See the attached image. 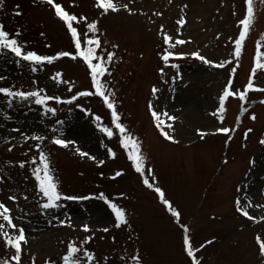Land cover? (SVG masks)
<instances>
[{"label": "rangeland", "instance_id": "374dc122", "mask_svg": "<svg viewBox=\"0 0 264 264\" xmlns=\"http://www.w3.org/2000/svg\"><path fill=\"white\" fill-rule=\"evenodd\" d=\"M55 2L70 14L95 21V36L100 41L97 53L105 59L114 53L108 65L111 75L105 74L102 80L113 94L120 123L139 144L145 173L135 171L128 150L120 143V133L112 126L111 110L100 97H78L71 104L49 100L46 107L54 108L53 114L32 98L25 101L0 94V203L11 210L13 222L24 230L27 243L22 244L21 264H62L71 242L81 248L82 264H88L84 250L94 254L92 264H136L134 257L140 264H190L185 236L198 264H264L256 241L258 236L264 240V207L257 206L264 205V145L259 143L264 139V104L260 103L264 91H249L243 107L238 95L229 97L226 111L218 112V97L229 80L237 94L250 77L254 88L264 89V67L256 66L257 49L264 62V0H252L254 22L239 58L234 47L242 28L240 20L247 14L246 0H115L121 10L107 14L95 7V0ZM125 4L131 14L124 10ZM17 10L22 15L16 16ZM180 17L186 19L183 27L177 23ZM0 24L25 51L42 56L64 51L75 55L66 26L50 6L37 0H3ZM73 26L82 40L92 35L83 21ZM164 35L173 38L172 44L177 39L190 42L169 47ZM165 52L174 54L168 66L161 59ZM195 52L225 66L205 64L192 55ZM181 54L183 58H177ZM32 67L3 51L0 87L40 91L41 96L60 100H69L80 91H94L87 66L79 57L35 65V72ZM57 73L62 78L53 80ZM154 87L159 89L155 95ZM150 104L157 112L176 117L171 121L162 116L161 120L172 125L165 131L177 143L164 139ZM253 115L255 120L250 118ZM95 117L113 130L112 138L99 130ZM221 127L232 131L213 134ZM248 129L252 131L245 139ZM198 130L208 135L201 139ZM34 135L44 139H29ZM57 138L73 143L67 148L51 143ZM36 145L47 155L61 195L92 198L61 200L59 208L42 209L45 198L33 175L39 166ZM77 148L95 159L79 156ZM109 149L114 157L109 156ZM251 160H255L254 166H250ZM21 162L25 167H19ZM117 172L122 175L116 176ZM145 179L163 191L179 218L145 186ZM101 194L125 212L126 224L115 227L112 210L98 199ZM237 199L242 207L252 202L246 210L254 220L236 211ZM84 225L89 232L82 230ZM104 228L108 231H102ZM88 237L91 239L85 244ZM13 254L0 238V264H14Z\"/></svg>", "mask_w": 264, "mask_h": 264}, {"label": "snow or ice", "instance_id": "6c2138e0", "mask_svg": "<svg viewBox=\"0 0 264 264\" xmlns=\"http://www.w3.org/2000/svg\"><path fill=\"white\" fill-rule=\"evenodd\" d=\"M39 2L46 4L50 6L52 10H54V15L56 18H58L63 24L66 26L68 33L71 36L72 43L75 47V55H73L70 52H59L56 55L53 56H42L38 55L34 51H25L24 47L20 44L19 40L17 38H13V36L8 33L2 24H0V54H3V51H7L11 54H13L16 58H18L20 61L27 62L28 64L32 65V71L35 72L36 68L35 65H42V64H51L55 60L61 58V57H70L73 60H76L77 57H79L87 66V69L89 71L90 79H91V88L94 89V91H80L77 95H74L69 100H60L58 97H51V96H41L40 91H15L9 88L0 87V94L4 95L5 97L10 98H20L21 100H29L30 98L34 99L35 104L45 106V111L55 114V109L46 107L47 102L49 100H55L57 103H68L71 104L74 100H76L78 97H88V96H98L102 99L104 105L111 110V122L112 126L115 130H118L120 133V143L122 147H124L126 150H128V158L131 160L132 165L135 169V171L142 176L145 173V166H144V159L142 155L139 152V144L137 141H135L128 133L126 128L120 123V116L117 113L115 109L114 101L111 99V96L113 95L108 91V88L106 84L103 82L102 78L105 76V74L111 75L108 65L112 62L114 53H108L107 58L100 56L97 53V48L100 46L99 39L96 38L95 33L98 31L97 23L95 21L88 22L86 17H77L76 15L70 14L67 12L64 7L56 3L55 0H39ZM247 3V14L240 20V25L242 26L241 30L239 31L238 38L235 39V47H234V55L235 57L239 58L241 54V50L243 47V42L246 40L248 32L254 22V10H253V4L252 0H246ZM3 0H0V6H2ZM95 7L102 10V14H107L109 12H119L121 9L115 2V0H95ZM187 7V5H185ZM123 8L125 11H129V14H131V11L128 7V5H123ZM17 9H19V5H17ZM16 16L22 15V12L17 10L14 13ZM153 15H157V13H154ZM83 21L87 24L88 33H91V36H85V38L82 40L80 37V34L78 33L77 29L73 26L75 23H80ZM178 25L180 27H183L186 24V19L184 17H180L177 20ZM162 31V29H161ZM20 33L16 32L15 37H19ZM164 44L168 45L169 47H175V45H183L185 43H189L190 41H185L183 39H177L175 40V44H172V37L168 35H164ZM86 45V47H85ZM174 54L170 52H165L161 59L164 61L165 66H168V61L170 57H172ZM192 55L198 59L201 60L205 64H211L213 67L217 68H223L225 66L224 62L213 64L211 61L207 60L203 56H201L198 52L192 53ZM261 52L259 49H257L256 52V66L257 67H264V62L261 60ZM177 58H183L182 54L178 56ZM230 62V61H229ZM172 68H177L176 64L170 65ZM233 73L235 72V69L232 70ZM161 75L164 74V69H160ZM256 73V67L252 69V75L254 76ZM62 78V73H57L56 76L52 77L53 80H57V78ZM0 79H3V77H0ZM175 80V78H174ZM58 82H63L62 79H60ZM232 81H228V85L223 89L222 95L218 97L219 107L218 112L220 114L224 113L226 111L225 104L229 97H235L238 95L239 100L241 101V107H243V104L247 100V93L249 91H264V89L261 88H254L253 80L249 79L247 86L245 89L238 94L231 90ZM69 91H71V88H69ZM159 89L153 88L152 93L155 95ZM261 104H264V100L260 101ZM149 109L151 111L152 117L155 121L156 127L160 129L161 134L163 135L164 139L171 140L173 143H177L174 139V137L170 136L167 131H165V128H172L171 124L165 123V121L161 120V117H166L167 120L174 121L176 117L170 116L166 111L165 112H157L152 108V105H149ZM83 111V109H82ZM213 116L217 115V112L212 113ZM252 120H255V115L250 117ZM221 123L223 122V117L221 115L220 117ZM239 119V117H238ZM95 120L99 126V130L106 135L109 138H112L114 135L113 130L109 129L108 127H105L102 125L100 117H95ZM163 125V126H162ZM13 131H19L18 129H13ZM232 129L221 127L216 129V133H223L227 135ZM252 129H248L247 132L244 133V138L247 139L248 133L251 132ZM198 135L203 139L208 135L205 131L198 130ZM29 139L36 140V141H42L44 139L43 136H31ZM51 143L58 145L60 147L67 148L70 143H73L72 141H66L65 139L57 138L53 139ZM261 145H264V139H261L259 141ZM36 150L39 153V166L35 167L33 169V175L35 176V180L38 184L39 192L43 194V198H45V202H43L40 207L42 209L48 210V209H56L59 208L60 205L58 204V201L61 200H67V201H73L77 199H91L92 197H76L72 195H61V193L57 190V184L53 180V176L51 174V169L48 161L47 155L40 149L39 145H36ZM11 151V149H9ZM77 153L81 157H87L88 159L94 160L95 157L90 156L87 152L80 151L78 148L76 149ZM109 156L114 157V153L111 151V149L108 150ZM33 164H36L37 161L33 160ZM100 163H103V161H100ZM224 163H227L225 160ZM250 166L255 165V160H251ZM20 168L25 167V164L21 162L19 164ZM150 171V170H149ZM122 173L117 172L116 176H120ZM144 184L146 187L151 188L160 198V201L162 204L167 207L169 212L173 217L179 218V212L173 210L172 205L169 201L165 199V195L163 191L159 187H155L153 184L149 183L147 179L144 180ZM237 191H241L240 189H237ZM9 200H15L14 196H9ZM27 199V197H25ZM98 199L103 200L106 204H108L109 208L112 210L114 216H115V227L119 228L122 224H126L127 221L125 219V212L118 208L115 204L110 203L107 198L101 194ZM236 211L240 213V215L246 217L248 220H254V217L249 215L246 208L252 207V202L248 201L247 205L244 207L241 206V200L237 199L235 201ZM258 207H264V205H257ZM0 220L3 222H0V238L3 239V242L6 247L14 250V254L12 256V261H14V264H21V255H22V244L27 243L24 230L22 228H19L14 222L13 218L11 216V210L4 204L0 203ZM71 226V225H69ZM5 229H8L9 231H6ZM84 232H89L90 228L88 225H84L83 229ZM102 231L107 232L108 229L104 228ZM188 229L184 228V232H187ZM15 233V234H14ZM91 237H88L85 239L84 243L87 244L90 241ZM256 241L259 245V255L260 257L264 258V240H261V238L258 236L256 238ZM212 241H209L208 243H211ZM184 249L189 257H194L193 248L190 244V241L187 236H185L183 240ZM81 252V248L76 246L75 242H71L67 244L66 254L62 257V264H82L79 253ZM83 257L87 260L88 264H92V261L94 260V254L91 252H88L87 250L83 251ZM134 260L136 264H140L139 258L134 257ZM4 264H8V262H4ZM193 264H198V262L193 259Z\"/></svg>", "mask_w": 264, "mask_h": 264}, {"label": "bare ground", "instance_id": "6f19581e", "mask_svg": "<svg viewBox=\"0 0 264 264\" xmlns=\"http://www.w3.org/2000/svg\"><path fill=\"white\" fill-rule=\"evenodd\" d=\"M264 155V154H263ZM263 161H264V158H263ZM263 161L262 162H258L259 163V167L261 166V164L263 163Z\"/></svg>", "mask_w": 264, "mask_h": 264}]
</instances>
